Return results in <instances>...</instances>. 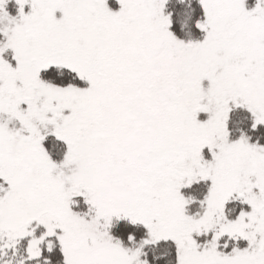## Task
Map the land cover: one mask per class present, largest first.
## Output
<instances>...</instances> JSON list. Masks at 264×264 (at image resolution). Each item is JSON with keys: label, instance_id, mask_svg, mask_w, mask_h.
I'll return each mask as SVG.
<instances>
[{"label": "snow or ice", "instance_id": "obj_1", "mask_svg": "<svg viewBox=\"0 0 264 264\" xmlns=\"http://www.w3.org/2000/svg\"><path fill=\"white\" fill-rule=\"evenodd\" d=\"M0 264H264V0H0Z\"/></svg>", "mask_w": 264, "mask_h": 264}, {"label": "rangeland", "instance_id": "obj_2", "mask_svg": "<svg viewBox=\"0 0 264 264\" xmlns=\"http://www.w3.org/2000/svg\"><path fill=\"white\" fill-rule=\"evenodd\" d=\"M251 2H253V0H250V3H251ZM9 10L12 11L13 14H15V7H14V5H13V7L9 8Z\"/></svg>", "mask_w": 264, "mask_h": 264}, {"label": "trees", "instance_id": "obj_3", "mask_svg": "<svg viewBox=\"0 0 264 264\" xmlns=\"http://www.w3.org/2000/svg\"><path fill=\"white\" fill-rule=\"evenodd\" d=\"M11 7H13V4H10V5H9V8H11ZM161 251H162V250H161ZM157 254H159V252H157Z\"/></svg>", "mask_w": 264, "mask_h": 264}]
</instances>
